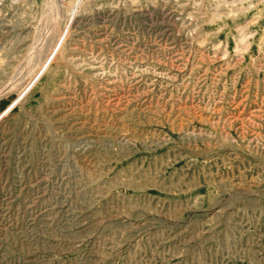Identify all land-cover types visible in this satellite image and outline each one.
Wrapping results in <instances>:
<instances>
[{
	"label": "rangeland",
	"instance_id": "obj_1",
	"mask_svg": "<svg viewBox=\"0 0 264 264\" xmlns=\"http://www.w3.org/2000/svg\"><path fill=\"white\" fill-rule=\"evenodd\" d=\"M0 92V264H264V0H0Z\"/></svg>",
	"mask_w": 264,
	"mask_h": 264
},
{
	"label": "bare ground",
	"instance_id": "obj_2",
	"mask_svg": "<svg viewBox=\"0 0 264 264\" xmlns=\"http://www.w3.org/2000/svg\"><path fill=\"white\" fill-rule=\"evenodd\" d=\"M100 49H101V48H100ZM29 55H30V53H29ZM47 56H48V55H47ZM16 66H17V65H16ZM21 69H22V68H21ZM16 73H17V72H16ZM23 78H24V77H23ZM8 81H9V80H8ZM8 81H7V82H8ZM16 81H17V80H16ZM16 81H15V82H16ZM7 82H6V83H7ZM15 82H14V83H15ZM6 83H5V84H6ZM18 84H19V83H17V86H18ZM5 88H6V85H5ZM7 88H8V87H7ZM8 91H9V90H8ZM8 91H7V92H8ZM3 92H4V91H3ZM0 93H1V92H0ZM81 153H82V152H81ZM18 170H19V169H18ZM41 212H42V211H41ZM41 221H42V220H41ZM52 221H53V220H52ZM55 222H56V221H55Z\"/></svg>",
	"mask_w": 264,
	"mask_h": 264
}]
</instances>
